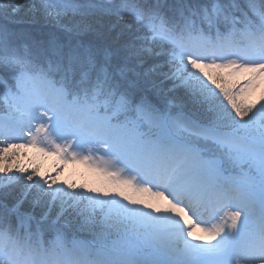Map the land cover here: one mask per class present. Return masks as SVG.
<instances>
[{"label": "snow or ice", "instance_id": "6c2138e0", "mask_svg": "<svg viewBox=\"0 0 264 264\" xmlns=\"http://www.w3.org/2000/svg\"><path fill=\"white\" fill-rule=\"evenodd\" d=\"M0 71V264H264V0H0Z\"/></svg>", "mask_w": 264, "mask_h": 264}, {"label": "rangeland", "instance_id": "374dc122", "mask_svg": "<svg viewBox=\"0 0 264 264\" xmlns=\"http://www.w3.org/2000/svg\"><path fill=\"white\" fill-rule=\"evenodd\" d=\"M24 153H26V155ZM33 155V149H24L22 150V154L19 156V161L27 165L29 163V159L33 157ZM35 162L40 166L42 171H47L54 167L57 162V158L50 155L44 157L37 156ZM53 174H55V172H53ZM58 179L59 181L68 180L76 184H87L89 187H96L99 186L101 178L80 163H68L63 167V171L60 173Z\"/></svg>", "mask_w": 264, "mask_h": 264}, {"label": "trees", "instance_id": "16d2710c", "mask_svg": "<svg viewBox=\"0 0 264 264\" xmlns=\"http://www.w3.org/2000/svg\"><path fill=\"white\" fill-rule=\"evenodd\" d=\"M17 2L23 3V0H17ZM23 13H24V9H22L18 15L22 16ZM0 77H3L4 81H6L8 86H11L13 84V81L11 79V73L0 71ZM3 87H4L3 85H0V89H3ZM13 195H16V192H14ZM11 202H12V199L10 198L9 203ZM24 208L25 210H28V205L26 204Z\"/></svg>", "mask_w": 264, "mask_h": 264}]
</instances>
